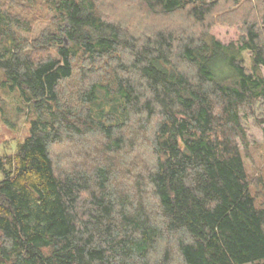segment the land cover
<instances>
[{
  "label": "trees",
  "instance_id": "16d2710c",
  "mask_svg": "<svg viewBox=\"0 0 264 264\" xmlns=\"http://www.w3.org/2000/svg\"><path fill=\"white\" fill-rule=\"evenodd\" d=\"M263 67L264 0H0V86L35 114L0 156V264H264Z\"/></svg>",
  "mask_w": 264,
  "mask_h": 264
},
{
  "label": "rangeland",
  "instance_id": "374dc122",
  "mask_svg": "<svg viewBox=\"0 0 264 264\" xmlns=\"http://www.w3.org/2000/svg\"><path fill=\"white\" fill-rule=\"evenodd\" d=\"M254 1V0H253ZM114 11V9H111ZM113 13V12H112ZM34 24L31 32L22 33L23 36L34 38L50 22V16H46ZM237 19L219 22L212 30V34L224 43L239 42L241 31L236 25ZM264 76V67L262 68ZM3 75L0 72V82ZM101 99L98 106H94L96 116H100L102 111L113 113L117 119H121V100L116 98H104L101 93ZM252 112H246L243 115V127L247 133V141L241 143L243 149L246 168L251 178H259L262 184H255L253 191L258 192V203L264 205V124L261 120L264 118V107H251ZM35 118L31 106L23 102L20 92L10 91L8 88L0 86V156L13 154L17 150L19 142L25 140L30 133V121ZM3 175L0 173V180ZM258 178V179H257Z\"/></svg>",
  "mask_w": 264,
  "mask_h": 264
}]
</instances>
